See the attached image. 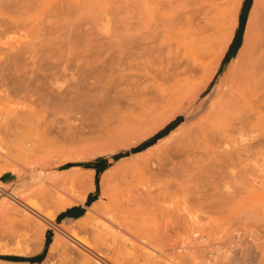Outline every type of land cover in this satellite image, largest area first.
I'll return each mask as SVG.
<instances>
[{
  "label": "rangeland",
  "instance_id": "rangeland-1",
  "mask_svg": "<svg viewBox=\"0 0 264 264\" xmlns=\"http://www.w3.org/2000/svg\"><path fill=\"white\" fill-rule=\"evenodd\" d=\"M234 1L228 0L224 16L220 20H218V16L215 19L211 15L214 18L213 26L207 31L208 33L206 32L207 39L204 38L205 40L201 41V39L191 37V42L187 38L184 39L189 44L191 54H182L183 47L174 42L169 46L167 43L154 46L155 44L150 42L151 35L149 33L155 27V23L160 26L163 13H166L168 17L171 16L174 22L176 21L175 17L178 16L179 18L176 17L177 23L175 22L177 25L179 24L178 26L184 19H191L189 17L191 16V4L183 3V0L182 2L181 0H0V254L35 256L42 251L46 237H49V248L50 244H54V248H48L45 257L39 263L0 259V264H42L43 262V264H82L83 262L98 264L99 258L108 263L109 260L115 261L118 255L120 257L125 255L126 263H128L127 259L131 260L133 256L139 260L133 258V262L135 261L136 264H148L147 261L151 262L149 264H161L162 257L161 260L158 259L160 258L158 256V258L155 256V259L152 257L151 261L150 257L139 249V245L137 248L131 249L126 236L123 232L121 235L116 232L112 223L123 221L126 226L132 223L135 224L133 226H136L137 223L138 231L143 229L147 233L150 228V231L153 230V232L158 230L151 235L157 237L153 239H157L155 241H158L157 243L162 248L165 246V242L168 243L163 248L168 253V249L172 248L174 241H179L177 238L181 236L182 231L184 232L190 226V219L182 210H191L192 208V210H226L227 207H230L228 210H233L231 207L234 206H237L234 208L235 210H264V192L262 193L264 181H261L264 180V72L260 75L262 79L255 86V95L251 101H231L233 107L237 108L232 107V112L226 111L228 114L231 112L230 120L226 116L228 120L225 118L224 123L219 122V126H214L215 129H205L211 120L207 113L210 102L219 92V78L224 74L229 62L234 59V53L243 40L253 2V0H243L239 13L242 26L235 34L231 18L235 6ZM224 2L225 0H215L217 7L223 6ZM260 2L261 0L252 11V19L254 22L257 21V24L252 21L250 37L264 40V4L261 8ZM177 4L179 5L177 6ZM229 11L230 13H228ZM221 13L223 12H220V15ZM149 19H151L150 22ZM151 25L152 27H150ZM253 25L256 26L253 27ZM160 34L157 32L154 35L160 37ZM230 38L228 55L234 52L232 59L229 58L223 64L225 53L209 83L202 86L201 78L207 66L213 64L216 55L222 51V45ZM167 52L168 57L166 58L165 53ZM133 55H137L135 57L139 58L138 61H145V64L149 66L153 65L154 70L159 66L156 71L157 78H154L158 82L150 79L151 83H149L150 80L142 83L143 86L140 85V88H137L138 91L141 90V93L136 96L132 94H135L136 90L132 92L129 90L130 93L126 92L119 98L109 96L110 98L103 99L101 96H99L100 98L85 96L83 90L87 89L89 85H98L108 78L111 79L110 77L114 73H123L124 71H119L121 67L119 64L127 63L128 65L131 59L135 58ZM72 58L74 62L71 61ZM100 60L102 61L100 62ZM114 60H117V63ZM261 61L264 64V57ZM109 62L110 64H108ZM188 69L196 70L191 76L187 73ZM123 70L126 71L123 74L136 71L129 70L128 67ZM74 72H76L75 75ZM72 74L73 76H71ZM116 74L112 80L126 78L121 74ZM184 77L196 83L191 87L181 89L167 105L161 109L159 107L160 111L155 112V114L158 113L156 114L158 117H161L166 115L171 108L176 107L175 113L169 117L165 126L153 131H148L146 128L135 129L133 124H135L136 117L139 116L138 113L143 108L150 106L151 101L156 97L163 96L164 93L165 95L172 93V90L174 92L177 88L182 87L183 83L180 82H183ZM5 78L9 80L6 81ZM134 78L132 77V79ZM69 79L71 80L69 81ZM131 82L133 81L131 80ZM147 82L148 85H144ZM125 83L122 85L125 86ZM176 83L177 85H175ZM178 83H180L179 86ZM129 84L131 83H128V86ZM66 85L69 87H64ZM171 86L176 89L172 88L170 91ZM70 88H74L73 91ZM74 94H77V97L80 94L82 101L76 100ZM94 97H96V101L92 100ZM259 99L261 100L259 101ZM108 103L109 105H107ZM258 107L260 110H257ZM135 115L136 117H134ZM130 127L133 128L130 129ZM171 130H174L172 134L176 135V138L179 137L183 140L191 138V141L189 140L188 144L176 151L173 149L174 139H160ZM201 130H204L206 134H201ZM159 131L163 136L140 151L130 153L132 148L137 147ZM208 132H210L209 135H207ZM241 134L246 135L242 137ZM223 138L231 140H226V144H222ZM209 144L213 145L208 146ZM224 146H228L226 149L233 151L228 152L229 150H226ZM216 147L219 148V151ZM217 151L220 154H217ZM124 152L129 153L118 156L119 153ZM226 153L229 156L234 154L231 157L235 158L227 157ZM70 156L74 159L44 170L47 172V174L44 172L45 175L48 176L50 171H60L61 173L72 166L77 167V174L72 175L64 184L55 183V188L48 183L38 182L39 180L28 170L38 167L39 171L41 170L37 166L39 163L52 165L58 160ZM99 157L105 159L107 166L98 174V192L95 196V199L101 202L103 209L95 212V216L91 214L93 212H89L88 217L78 221L75 220L78 218L61 215L64 208L82 203L89 193H95L96 172L93 168L83 166L82 163L96 162ZM227 158L231 162L236 161L232 162V164L235 163V168L237 167L235 172L232 170L234 175L238 176L240 180L245 179L241 180L242 182L240 181L238 186L243 184V187H246L238 191L239 197L236 195V203L234 198L228 199L225 204L218 203L220 198L212 197L210 194L205 196L206 204L201 202L198 199L200 192L196 193L195 190L208 189L206 192H211V182L206 179L205 174L209 168L213 167L214 162L216 164L217 160L231 164ZM244 161L245 163H243ZM41 164L39 165L41 166ZM179 164L183 168L179 167ZM245 166L247 167L245 168ZM244 175L246 176L244 177ZM254 175L258 176L255 178ZM188 176L190 177L188 178ZM254 178L257 179L256 182L255 180L251 182ZM239 179L235 181L237 184ZM233 180L235 179L233 178ZM101 182L105 193L101 191ZM90 185L93 186L89 188ZM250 186L252 190L247 188ZM14 194H18L19 197H15ZM233 202L234 204H232ZM30 204H34L36 207L30 206ZM84 209L85 214L88 208ZM170 210L176 213H171ZM43 211L53 213V216L46 218L42 215ZM173 215L175 216L173 217ZM152 225L153 228H156L152 229ZM60 227H73L77 231H74L72 236L68 230H59ZM162 234L166 237L164 238ZM165 234L171 237L169 238ZM160 235L165 239V242L163 238H160ZM55 238H57L56 241H54ZM123 238L124 240H122ZM159 241L163 244L161 245ZM125 243L127 244L125 245ZM245 248L246 246H240L238 251L246 260L248 255ZM129 249L133 250V254L128 251ZM140 250L141 252H138ZM84 253L91 256L88 262L82 258ZM129 253H131V257ZM233 253L234 251L231 249L220 252L217 256L218 263L240 264L239 261L232 258ZM96 254L99 257H96ZM140 254L145 255L144 259ZM127 255H129L128 258ZM122 258L120 259L122 260ZM121 260L119 261L125 264L124 258V261ZM111 262L109 263L112 264ZM162 263L164 264L163 260ZM128 264L131 262L129 261Z\"/></svg>",
  "mask_w": 264,
  "mask_h": 264
},
{
  "label": "bare ground",
  "instance_id": "bare-ground-1",
  "mask_svg": "<svg viewBox=\"0 0 264 264\" xmlns=\"http://www.w3.org/2000/svg\"><path fill=\"white\" fill-rule=\"evenodd\" d=\"M152 1V0H151ZM183 0V3H187L188 5L191 4V19L189 18H186L184 19L183 22H181L180 26H178L176 23H177V18L178 16L175 17L176 19V23L174 22V20L172 21L173 18H171V16H167L166 13H163V15H161L163 17V19L160 21L159 25L158 26L156 23H155V27L151 29V32L149 33L151 35V43L153 42L155 45L154 46H159L160 43H167V45H171L172 42L176 43V44H180L182 47H183V52L182 54H191V51L189 50V44L186 43L184 41V39H188L189 42H191V37H195L196 39H201L202 40H205L207 39L206 37L208 36L206 34V32L213 26L212 24V21L213 19H217V16H218V20H220L221 17L224 16V11H225V5L228 3V0H225L224 2V5L221 6V7H217L216 6V3H215V0ZM234 1V0H233ZM148 2V1H147ZM150 2V1H149ZM182 2V0H181ZM232 2V1H231ZM230 4H233L231 3ZM146 3V2H145ZM170 3V2H168ZM235 3V6H234V10L232 11L233 14L231 15V18H232V21H233V25H234V30L235 31V28L237 27L238 25V21H239V13H240V10H241V6H242V3H243V0H235L234 1ZM257 3H259V0H253L252 4H251V12L249 13V16L247 18V24H246V28H245V32H244V37H243V40L242 42L240 43V45L238 46L237 50L235 51V55H234V59L231 60L228 64V66H226L225 70H224V74H222V76H220L219 78V82H218V88H219V92H218V95L215 96L211 102H210V106H209V109L207 111L208 115L211 117V120L208 124V126L205 128V129H210L213 130L214 126L218 125L219 122H225L227 117L228 119L230 120V117L229 114L232 112L231 110L234 108L236 109L235 107H233L231 101L235 100V101H238V100H246V101H251V99L253 98V96L255 95V86L257 84V82L259 80H261L262 78L260 77V75H262L261 73L264 72V64L262 63L261 59L264 57V40H260L259 38H254V37H250V28H251V24H253V19H252V11H254L255 7L257 6ZM261 8H263V4H264V1L261 0ZM150 4V3H149ZM155 5V4H154ZM170 5V4H169ZM179 4H177L178 6ZM182 5V4H181ZM180 5V7H181ZM176 6V7H177ZM231 6V5H230ZM263 6V7H262ZM156 7V5H155ZM168 7V5H167ZM174 7V6H173ZM172 7V8H173ZM187 7V6H186ZM179 8V7H178ZM228 8L229 5H228ZM181 9V8H180ZM147 10V9H146ZM157 10V8H156ZM155 10V11H156ZM172 10V9H171ZM227 10V9H226ZM174 11V10H172ZM187 11V10H186ZM190 11V10H189ZM185 12V11H184ZM220 12H223L221 13L220 15ZM187 13V12H186ZM184 13V14H186ZM230 13V11L228 12ZM171 14V13H169ZM181 14V13H180ZM183 14V13H182ZM188 14V13H187ZM186 14V15H187ZM213 15V17L211 16ZM72 16V15H71ZM153 16V15H152ZM160 16V18H161ZM92 17V16H91ZM182 17V16H181ZM185 17V16H184ZM72 18V17H71ZM70 18V19H71ZM152 18V17H151ZM159 18V17H158ZM179 18V17H178ZM84 19V18H83ZM153 19V18H152ZM73 20V19H72ZM182 20V19H181ZM191 20V22H190ZM151 21V19H149V22ZM159 21V20H158ZM179 21V20H178ZM253 21V22H252ZM153 22V21H152ZM151 22V23H152ZM219 22V21H218ZM257 22V21H256ZM254 22V23H256ZM20 23V22H19ZM179 23V22H178ZM154 24V23H153ZM257 24V23H256ZM14 25V24H13ZM75 25V24H74ZM87 25V24H86ZM140 25V24H139ZM88 26V25H87ZM158 26V27H157ZM256 26V25H255ZM253 25V27H255ZM73 27V26H72ZM152 27V25L150 26ZM260 28V27H259ZM17 29V28H16ZM255 30V29H254ZM257 30V29H256ZM253 31V30H251ZM258 31H260L258 29ZM121 32V31H120ZM154 32V33H153ZM161 33L160 34V37H156L154 34L155 33ZM26 33V32H25ZM208 33V32H207ZM233 35V34H232ZM258 35V34H256ZM132 37V36H131ZM259 37V36H258ZM113 38V37H112ZM205 38V39H204ZM250 38H254L253 40H251ZM147 40V39H146ZM149 40V38H148ZM231 38L228 39V41H226V43H224L222 45V51L220 52V54H217L215 59L213 60V64L210 65V66H207L206 68V71L203 75V77L201 78V84L202 86L209 83V81L211 80V77L213 76V74H215V69L216 67L218 66L219 62L221 61V59L223 58L224 54L226 53L228 47H229V42H230ZM31 42V40H30ZM33 42V41H32ZM149 42V41H148ZM21 43V42H20ZM146 43V42H145ZM33 44V43H32ZM147 44V43H146ZM9 45V44H8ZM153 45V44H152ZM14 46V45H13ZM31 47V46H30ZM137 47V46H136ZM162 48V47H161ZM118 49V48H117ZM164 49V48H163ZM175 49V48H174ZM173 49V50H174ZM111 50V49H110ZM157 50V49H156ZM166 51V49H164ZM163 50V51H164ZM5 51V50H4ZM27 51V50H26ZM42 51V50H41ZM45 51V50H44ZM149 51V50H148ZM169 51V49H168ZM39 52V50H38ZM116 52V51H115ZM153 52V51H152ZM13 53V52H12ZM19 53V52H18ZM37 53V52H36ZM149 53V52H148ZM147 53V54H148ZM173 53V52H172ZM176 53V52H175ZM174 53V54H175ZM14 54V53H13ZM41 54V53H40ZM124 54V53H123ZM168 54L165 53V55ZM170 54V53H169ZM174 54H171V55H174ZM6 55V54H5ZM84 55V54H83ZM122 55V54H121ZM120 56V55H119ZM137 56V55H135ZM133 55V57H135ZM6 57V56H5ZM11 57V56H10ZM153 57V56H152ZM158 57V56H157ZM168 57V55H166V58ZM12 59V58H11ZM15 59V58H14ZM78 59V58H77ZM76 59V60H77ZM85 59V58H84ZM103 59V58H102ZM139 58H132L131 59V62L127 63L126 64H119L121 65L119 71H124L126 72L125 68H129V70H136L135 72H128V73H117V74H121L123 75L124 77V80H119V79H113L112 80V77L114 76V73L113 76H111L110 78L111 79H107L101 83H99L98 85H92L83 90L85 91V96L86 97H93V96H98V98H100L99 96H101L103 99H105V97H109V96H112L113 98H119V97H122L123 95H125L126 92L130 93V91H134V93H132L133 95L136 96V94L138 95V93L140 94L141 93V90L138 91L139 89H137L140 85H142V83H145L146 81L150 80V79H153V81H156V79L154 78H157V69L159 68V66H157L158 68L156 69V67H154L156 70L153 69V65L149 66L147 64H145L146 62H142V61H138ZM149 59V58H148ZM153 59V58H152ZM155 59H158V58H155ZM160 59V58H159ZM232 59V58H231ZM75 60V59H74ZM86 60V59H85ZM123 60V59H122ZM129 60H130V57H129ZM128 60V62H129ZM9 61V60H8ZM68 61V60H67ZM73 61V58L72 60ZM98 61V60H97ZM102 60H100L101 62ZM111 61V60H110ZM115 61V60H114ZM117 61V60H116ZM115 61V62H116ZM162 61V59H161ZM62 62V61H61ZM74 62V61H73ZM91 62V61H90ZM113 62V61H112ZM127 62V61H125ZM60 63V62H59ZM117 63V62H116ZM89 64V63H88ZM110 64V62L108 63ZM47 65V64H45ZM59 65V64H58ZM61 65V64H60ZM112 65V64H111ZM123 65V66H122ZM127 67H126V66ZM48 66V65H47ZM55 66V65H53ZM66 66V65H65ZM80 66V64H79ZM94 66V65H93ZM113 66L114 63H113ZM125 66V67H124ZM5 67V66H4ZM3 67V68H4ZM37 67V66H36ZM35 67V68H36ZM57 67V66H56ZM64 67V66H63ZM69 67V66H68ZM67 67V68H68ZM116 67H117V64H116ZM119 67V66H118ZM124 67V68H123ZM2 68V69H3ZM47 68V67H46ZM53 68V67H52ZM55 68V67H54ZM65 68V67H64ZM78 68V67H77ZM82 68V66H81ZM8 69V68H7ZM99 69V68H98ZM113 69V68H112ZM115 69H118V68H115ZM61 70V69H60ZM83 70V69H82ZM196 69H188L187 73L188 75L191 74V76L193 75V72L195 71ZM3 71V70H2ZM1 71V72H2ZM6 71V70H5ZM68 71V70H67ZM81 71V70H80ZM118 71V70H116ZM7 72V71H6ZM85 72V71H83ZM161 72V71H160ZM46 73V72H45ZM61 73V72H60ZM71 73V72H70ZM76 72H74V75H75ZM82 73V71H81ZM1 74V73H0ZM9 74V73H8ZM13 74V73H12ZM42 74H44L42 72ZM55 74V73H54ZM116 74V75H117ZM7 75V73H6ZM62 75V74H61ZM65 75V74H64ZM63 75V76H64ZM70 75V74H69ZM78 75V74H77ZM115 75V76H116ZM1 76V75H0ZM4 76V75H3ZM9 76V75H8ZM40 76V75H39ZM57 76V75H56ZM60 77V75H58ZM73 76V74L71 75ZM70 76V77H71ZM82 76V75H81ZM122 76V77H123ZM156 76V77H155ZM6 77V76H5ZM12 77V76H11ZM10 77V78H11ZM80 77V76H79ZM132 77H136L134 79H132ZM39 78V77H38ZM82 78V77H81ZM114 78V77H113ZM134 82V84H132L133 82H131V80ZM6 79V78H5ZM8 79V78H7ZM6 79V81H8ZM46 79V78H45ZM50 79V78H49ZM57 79V78H55ZM77 79V78H76ZM85 79V78H84ZM4 80V79H3ZM71 79H69L70 81ZM80 80V79H79ZM78 80V81H79ZM82 80V79H81ZM86 80V79H85ZM125 80H128V81H125ZM176 80V79H175ZM90 81V80H89ZM92 81V80H91ZM181 81V80H180ZM3 82V81H1ZM94 82V81H93ZM126 82L123 86L122 84ZM158 82V81H156ZM155 82V83H156ZM54 83V82H53ZM80 83V82H79ZM83 83V82H82ZM97 83V82H96ZM128 83H131L129 84L128 86ZM151 83V80L150 82ZM180 83H183L180 87V88H175V87H178ZM180 83H178V86H175L177 85V83L174 85L175 87H170V91L171 89H176L174 92L172 90V93H164L163 96H160V97H156L154 100H152L151 102V105L148 106L147 108H143L141 112H139V116L136 117V115L134 117H136L137 119L135 120V124H133L134 128L135 129H148V131H153L155 129H158V128H161L163 126H165V124L168 122V119L169 117H171L175 111H176V107L175 108H171L170 111L164 115V116H161V117H158V113L155 114V112H157V110L161 109V107H164L165 105H167V103L170 102V100L172 99L173 96H175L179 91H181V89L183 88H187V87H191L193 86L196 82H192L191 80H189L187 77H184V80L183 82L181 81ZM64 84V83H63ZM85 84V82H84ZM83 84V85H84ZM56 85L58 86V84L56 83ZM131 85V86H130ZM144 85H148V82L147 84H144ZM81 86V85H80ZM143 86V85H142ZM141 86V87H142ZM159 86V85H158ZM64 87H67L64 86ZM63 87V88H64ZM69 87V86H68ZM67 87V88H68ZM87 87V85H86ZM150 87V85H149ZM60 88V87H58ZM140 88V87H139ZM142 88H145V87H142ZM141 88V89H142ZM72 89V88H70ZM74 89V88H73ZM72 89V91H73ZM84 89V88H83ZM151 89V88H150ZM149 89V90H150ZM169 89V88H167ZM166 89V90H167ZM264 89V88H263ZM80 90H82L80 88ZM130 90V91H129ZM165 90V92H167ZM71 91V92H72ZM144 91V90H142ZM155 91V90H154ZM261 91V90H260ZM150 92V91H149ZM161 92V91H160ZM73 93V92H72ZM144 94V92H142ZM151 93V92H150ZM159 94V93H158ZM75 95V94H74ZM83 95V94H82ZM131 95V94H130ZM129 95V96H130ZM132 95V96H133ZM153 95V94H152ZM162 95V94H160ZM32 96V95H31ZM34 96V95H33ZM78 95L76 94L75 95V98L76 100H81L82 97H80V94H79V97H77ZM141 96V95H140ZM151 96V94H150ZM155 96V94H154ZM66 97V96H65ZM97 98V99H98ZM110 98V97H109ZM32 99V98H31ZM71 99V98H70ZM89 99V98H88ZM91 99V98H90ZM95 100L96 97L92 98V100ZM107 99V98H106ZM132 99V98H130ZM66 100V98H65ZM101 101V99H99ZM118 100V99H117ZM261 99H259L260 101ZM34 101V100H33ZM82 101V100H81ZM80 101V103H81ZM90 101V100H89ZM96 101V100H95ZM109 101V100H108ZM143 101V100H142ZM140 101V102H142ZM149 101V100H148ZM263 102V100H262ZM98 103V102H97ZM102 103H103V100H102ZM107 103V102H106ZM228 103V104H227ZM78 104V103H77ZM82 104V103H81ZM117 104V102H116ZM144 104V103H143ZM75 105V104H74ZM97 105V104H96ZM101 105V104H99ZM109 105V103L107 104ZM111 105V103H110ZM149 105V104H148ZM76 106V105H75ZM78 106V105H77ZM84 106V104H83ZM262 106V105H261ZM81 107V106H80ZM94 107V106H93ZM233 107V108H232ZM32 108V107H31ZM97 108V106H96ZM100 108V107H99ZM27 109V108H26ZM254 109V108H253ZM260 110V108L258 107L257 110ZM31 110V109H30ZM231 111L229 114L226 113V111ZM160 111V110H158ZM236 111V110H235ZM235 111L233 112V114L235 113ZM263 111V110H262ZM141 113V114H140ZM258 113V112H257ZM137 114V115H138ZM232 114V116H233ZM264 114V113H263ZM262 114V115H263ZM156 115V116H154ZM154 116V117H152ZM221 116V118H220ZM227 116V117H226ZM263 117V116H262ZM132 118V119H133ZM226 118V119H225ZM131 119V120H132ZM223 119V120H221ZM225 119V120H224ZM227 119V120H228ZM239 119V118H238ZM256 119V118H255ZM130 120V121H131ZM124 122V121H123ZM133 122V121H132ZM130 122V123H132ZM223 122V123H224ZM244 122V121H243ZM222 123V124H223ZM220 124V123H219ZM221 124V125H222ZM132 125V124H131ZM220 125V126H221ZM219 126V125H218ZM132 127V128H133ZM130 127V129H132ZM216 128V127H215ZM214 128V129H215ZM218 129V128H217ZM245 129V127H244ZM136 131V130H135ZM208 131V130H207ZM253 131V130H252ZM174 132V130H171L169 133H167L166 135H164L163 137H161L160 139H165V140H168V139H174V141L172 142L174 145H173V149H179V148H183L186 144H188V142H190L191 138L190 139H187V140H183V139H180L179 137L176 138V135L172 134ZM201 134H206L204 132V130H201L200 131ZM210 132L207 133V135H209ZM224 133V132H223ZM237 133V132H236ZM244 133V132H243ZM248 133V132H247ZM250 133V132H249ZM223 137H224V134H222ZM238 135V134H237ZM246 135V134H244ZM244 135L241 134V136L243 137ZM256 135V134H255ZM201 136V135H200ZM202 137V136H201ZM204 137V136H203ZM245 137V136H244ZM228 138V137H227ZM176 139V140H175ZM208 139V138H207ZM223 138L222 140V144H226V140ZM235 139V138H234ZM239 139V138H238ZM242 139V138H241ZM190 140V141H189ZM203 140V139H202ZM229 140V139H228ZM227 140V141H228ZM231 140V139H230ZM229 140V141H230ZM236 140V139H235ZM234 140V141H235ZM246 140V139H245ZM221 141V140H220ZM240 141V139L238 140ZM206 142V141H204ZM233 142V141H232ZM237 142V141H236ZM208 143V142H207ZM210 143V142H209ZM235 143V142H233ZM217 144V143H216ZM228 144V143H227ZM238 144V143H237ZM244 144V143H243ZM213 145V144H212ZM212 145H208V146H212ZM245 145V144H244ZM222 146V145H221ZM230 146V145H229ZM219 147V146H218ZM216 147V149H218L219 151V148ZM225 147V146H224ZM228 147V146H226ZM225 147V149H226ZM244 147V146H243ZM249 147V146H248ZM211 148V147H210ZM250 148V147H249ZM248 148V149H249ZM225 149L223 150L224 153H225ZM247 149V151H248ZM226 150H229L228 148ZM232 149H230L228 152H231ZM236 149H234L235 151ZM251 150V149H250ZM249 150V151H250ZM177 151V150H176ZM213 151V150H212ZM215 151V150H214ZM217 151V152H218ZM233 151V150H232ZM242 151H244L242 149ZM194 152V151H193ZM196 152V151H195ZM202 152V151H201ZM211 152V151H210ZM227 152V153H228ZM236 152V151H235ZM246 152V150L244 151ZM251 152V151H250ZM222 153V152H221ZM223 153V155H224ZM226 153V154H227ZM234 153V152H232ZM238 153V152H237ZM235 153V154H237ZM240 153V152H239ZM247 153V152H246ZM260 153V152H259ZM204 154V153H203ZM216 154V153H215ZM217 154H220L219 152ZM231 154V153H230ZM242 154V152H241ZM240 154V155H241ZM86 155V154H85ZM213 155H214V152H213ZM228 155V154H227ZM234 156V154H232ZM231 155V156H232ZM239 155V154H238ZM239 155V156H240ZM259 155V154H258ZM231 156H227L231 159H234L232 158ZM236 156V155H235ZM250 156V154H249ZM252 156V155H251ZM76 157V156H75ZM214 157V156H213ZM238 157V156H237ZM263 157V156H262ZM67 158V159H66ZM65 159H61V160H58L57 162L53 163L52 165H47L46 163H39L41 164V166L38 164L37 166H39V169L41 170H37V168H34V169H28L39 181L38 182H44V183H48L52 186L55 185V183L59 184L60 183H65L67 180H69V178L74 175V174H77V167H70L68 169H66V171H63L60 173L57 172V171H50L47 175H45V173L47 174V172H45L44 170L45 169H51L52 167H55L56 165H59V164H62L63 162L65 161H69V160H73L74 158L73 157H66ZM223 158V157H221ZM220 158V159H221ZM226 157H224V160ZM227 158V160L229 159ZM240 158V157H239ZM249 158V157H248ZM247 158V159H248ZM264 158V157H263ZM244 159V158H243ZM245 159H246V156H245ZM250 159V158H249ZM257 159V158H256ZM217 160V159H216ZM250 160H253V159H250ZM212 161V160H211ZM223 161V160H222ZM222 161H218L214 162V165L212 168H209L205 174V177L206 179L210 180L211 182V189L212 191L207 193L206 191L208 190H195L196 193H199L200 196L198 197V199H200L201 202H206L207 198L205 197L206 194L207 195H212L215 196V197H218L220 198L219 202L218 203H221V204H225L228 199L232 200L234 198V202H235V198H236V195L237 197L238 196V191L240 189H244V186L243 187V184L241 186H238L240 185V183L242 182L241 180L243 179H239L238 176L234 175L235 171H236V168L234 166V164H232V161L229 159L228 161L231 162L230 163H225V162H222ZM243 161V160H242ZM241 161V162H242ZM246 161V160H245ZM245 161L243 163H245ZM248 161V160H247ZM257 161V160H255ZM227 162V161H226ZM236 162V161H235ZM264 162V161H263ZM248 163H251V162H248ZM246 163V164H248ZM260 163V162H258ZM237 164V163H236ZM208 165V164H207ZM261 165V164H260ZM238 167L240 166L239 164L237 165ZM251 166V164H250ZM256 166V165H254ZM262 166V165H261ZM179 167L183 168L181 166V164H179ZM201 167V166H200ZM244 167V165H243ZM247 166H245L246 168ZM257 167V166H256ZM255 167V168H256ZM31 168V167H30ZM180 168V169H181ZM192 168V167H191ZM234 168V169H233ZM248 168H249V165H248ZM43 169V170H42ZM173 169V167H172ZM242 169V168H240ZM244 169V168H243ZM253 169V168H251ZM80 170V169H79ZM169 170V169H168ZM178 170V169H177ZM185 170V169H183ZM232 170L234 172H232ZM256 170V169H255ZM261 170V169H260ZM41 171V172H40ZM173 171V170H172ZM246 171V170H245ZM257 171V170H256ZM45 172V173H44ZM185 172V171H184ZM248 173L250 171H247ZM246 172V173H247ZM261 172V171H260ZM245 173V174H246ZM252 172H250L251 174ZM262 173V172H261ZM264 173V172H263ZM262 173V174H263ZM93 174V173H92ZM173 175V173H171ZM170 174V175H171ZM237 174V172H236ZM238 175V174H237ZM248 175V174H247ZM259 175V173H258ZM257 175V176H258ZM77 176V175H75ZM74 176V177H75ZM82 176V175H81ZM104 176V175H103ZM174 176V175H173ZM238 177L237 179H239L238 181V184L237 182V179L236 177ZM246 175H244L245 177ZM255 176V175H254ZM255 176V178L257 177ZM263 176V175H261ZM79 177V176H78ZM190 176H188L189 178ZM192 177V176H191ZM230 178L227 180V178ZM264 177V176H263ZM226 178V180H225ZM233 178L235 180H233ZM250 178V176H249ZM248 178V179H249ZM253 178V177H252ZM252 179L251 182H253ZM36 179V180H37ZM171 179V178H170ZM78 180V179H77ZM245 180V179H244ZM257 180V179H256ZM255 180V182H256ZM259 180V178H258ZM261 180V179H260ZM241 181V182H240ZM261 181H264L263 179ZM209 182V181H208ZM207 182V183H208ZM250 182V183H251ZM254 182V184H255ZM258 182V181H257ZM234 183V184H233ZM237 186H236V184ZM62 184V185H63ZM264 184V183H263ZM262 183H260V185H263ZM246 185V184H245ZM51 186V187H52ZM93 186V185H90L89 188ZM249 186V185H248ZM253 186V185H252ZM198 187V186H196ZM263 187V186H262ZM55 188V186H54ZM248 189L250 188V190H252V187H247ZM253 188L255 189V187L253 186ZM258 189V188H257ZM101 191L105 193L104 191V188L102 187V182H101ZM249 191V190H248ZM250 192V191H249ZM264 191H262L263 193ZM15 197H19L18 194H14ZM209 197V196H208ZM13 198V197H12ZM223 200H222V199ZM216 199V198H214ZM238 199V198H237ZM14 200V199H13ZM218 200V199H217ZM24 201V200H22ZM211 201V200H210ZM234 202L232 204H234ZM237 202V201H236ZM235 202V203H236ZM217 203V202H216ZM257 203V202H256ZM25 204V202H24ZM29 204V203H28ZM206 204V203H205ZM33 205L35 206L34 204H30V206ZM204 205V204H203ZM218 205V204H217ZM237 205V204H236ZM261 205V204H260ZM197 206V205H196ZM195 206V207H196ZM219 206V205H218ZM231 206V205H230ZM36 207V206H35ZM192 207V206H191ZM198 207V206H197ZM224 207V206H223ZM222 207V208H223ZM237 207V206H236ZM235 206L234 207H231V209L233 210H228L229 208L227 207L226 210H182V211H185L184 213L187 214V216L189 217H186L188 219H190V226L183 232L182 230V234H180L181 236L180 239L179 237L177 238L179 241H174V245L172 246L171 249H168V253L163 249L168 243L165 242V237L163 235V237H161L160 235V238H163L164 242H165V246L162 248L159 246V244L155 241L157 239H153V238H157L154 236H152L154 234V232L158 231V230H155L153 232V230L150 231L149 229V233H147L146 231H144L143 229L139 230L138 231V227H137V223H136V226H133L134 223L130 224V225H125V223L123 224V221L119 222V223H116V221H114V223H112L114 225V227L116 228V232H119L120 235L121 233L123 232L124 236H126L125 238H127V240L129 241L130 243V247L131 249H135L137 248V246L139 245V249L143 250L142 252L144 254H146V256L150 257L149 259H151L152 257H154L155 259V256L157 257H160L158 259L161 260V257L163 258V262L164 264H219L218 263V260H217V256L219 255L220 252L222 251H227L228 249H231L234 251L232 258L236 261H239L240 264H264V210H235L234 208H236ZM203 208V207H202ZM201 208V209H202ZM38 209V208H37ZM103 209V206H101V202L97 201V202H94L91 206L88 207V211L86 212L85 216H83L82 218L78 219V220H81V219H84L86 217H88L90 215L89 212H93L91 214H93V216H95V212H98L99 210ZM204 209V208H203ZM242 209V208H241ZM38 211V210H37ZM42 211V210H41ZM140 211V210H139ZM144 212V210H141ZM148 211V210H147ZM146 211V212H147ZM177 211V210H175ZM180 211V210H178ZM17 212V210H16ZM25 212V211H24ZM28 212V211H27ZM40 212V211H39ZM165 213H167V211H164ZM171 213H174L173 210L171 211ZM181 212V211H180ZM42 214L44 217L46 218H49L51 216H53V213H48V212H45L43 211ZM134 213V212H133ZM169 213V212H168ZM167 213V214H168ZM170 213V214H171ZM176 213V212H175ZM174 213V214H175ZM178 213V212H177ZM20 214V213H19ZM142 214V213H141ZM147 215V213H145ZM182 214V213H181ZM30 215V214H29ZM178 215V214H177ZM183 215V214H182ZM181 215V216H182ZM28 216V214H27ZM149 216V215H148ZM168 216V215H167ZM166 216V217H167ZM175 215H173L174 217ZM185 217V215H183ZM182 216V217H183ZM29 217V216H28ZM147 217V216H146ZM169 217V216H168ZM30 218V217H29ZM140 218V216H139ZM149 218V217H148ZM145 219V217H144ZM169 219V218H168ZM176 219V218H175ZM76 220V221H78ZM172 220V219H171ZM92 221V220H91ZM120 221V220H119ZM131 221H132V218H131ZM167 221V220H166ZM175 221V220H174ZM185 221V220H184ZM183 221V222H184ZM188 221V220H187ZM140 222V221H139ZM87 223V222H86ZM110 223V224H111ZM172 223V222H171ZM88 224V223H87ZM144 224V223H143ZM146 224V223H145ZM188 224V223H186ZM185 224V225H186ZM89 225V224H88ZM112 225V227H113ZM135 225V224H134ZM71 226L72 223H71ZM77 226V225H75ZM111 226V225H110ZM184 226V225H183ZM82 227V226H81ZM137 227V228H136ZM175 227V226H174ZM78 228V227H77ZM141 228V227H140ZM143 228V227H142ZM156 228V227H154ZM153 228V225H152V229ZM167 228V227H166ZM169 228V227H168ZM184 228V227H182ZM158 229V228H157ZM59 230H64V231H69L68 233H70V235L73 236L74 234V228L73 227H69V228H65V227H60ZM169 230V229H167ZM166 230V231H167ZM77 231V230H76ZM75 231V232H76ZM114 231V230H113ZM163 231V230H162ZM176 232V231H175ZM80 233V232H79ZM152 233V235H151ZM164 233V232H163ZM168 233V231H167ZM60 234V233H59ZM58 234V236H59ZM122 234V236H123ZM169 234V233H168ZM167 235V234H165ZM174 235V234H173ZM57 236V235H56ZM55 236V237H56ZM61 236V235H60ZM76 236V235H75ZM168 236V235H167ZM64 237V236H63ZM169 237V236H168ZM171 237V236H170ZM169 237V238H170ZM173 237H177V236H173ZM122 238V237H121ZM160 238H158L160 240ZM57 238H55L54 241H56ZM168 239V238H167ZM124 240V238L122 239ZM126 240V241H127ZM176 240V239H174ZM58 241V240H57ZM170 241V239H169ZM172 241V239H171ZM125 242V241H124ZM161 243V241H159ZM163 242V241H162ZM177 242V243H176ZM55 243V242H54ZM61 243V241H60ZM176 243V244H175ZM57 245L58 242H56ZM65 244V243H64ZM127 243H125L126 245ZM163 243H161L162 245ZM50 248H54V244H50ZM88 246V245H87ZM240 246H246L245 248V252L246 254L248 255V259L245 260V258L239 254V251H238V247ZM123 247H126V246H123ZM49 248V247H48ZM49 248V249H50ZM59 248H60V245H59ZM62 248V247H61ZM90 248V247H89ZM168 248H170L168 246ZM128 249V247H127ZM129 249L128 251H133ZM166 249V248H165ZM111 250V249H110ZM109 250V251H110ZM123 250V248H122ZM138 251V252H141ZM106 252L107 254L109 253ZM126 251V250H124ZM137 251V249H136ZM122 252V251H121ZM135 252V251H134ZM101 253V252H100ZM124 253V252H123ZM136 253V252H135ZM85 254V255H84ZM82 254L84 259H86L88 262L89 258L91 257L90 255H88L87 253H84ZM104 254V253H103ZM125 254V253H124ZM127 254V253H126ZM133 254V252H132ZM142 254V253H141ZM140 254V255H141ZM143 254V259H144V255ZM97 255V254H96ZM106 255V254H104ZM103 255V256H104ZM130 257L132 256L131 253H129ZM127 255V258L128 256ZM119 256V257H118ZM116 256V260L111 262L109 260V262H111L112 264H122V262H120L119 260H121L120 258H122V260L125 262V264H128L129 261L133 262V258L137 259L136 257H131V260L127 259L128 263H126V258L124 256L121 255H118ZM138 256V255H136ZM96 257H99V255H97ZM106 257V256H104ZM247 257V256H246ZM49 258V257H48ZM108 258V257H107ZM147 258V257H146ZM145 258V259H146ZM101 258L98 259V264H108L105 262V260L103 261L102 259L100 260ZM109 259V258H108ZM107 259V260H108ZM148 259V258H147ZM157 259V260H158ZM49 260V259H48ZM83 260V259H82ZM93 260V259H92ZM121 260V261H122ZM136 260V262H137ZM158 260V261H160ZM162 260H161V264L162 263ZM51 261V260H50ZM139 261V260H138ZM145 261V260H143ZM152 261V259H151ZM148 264L151 263L149 261H147ZM146 262V263H147ZM44 263V262H43ZM42 263V264H43ZM85 264V262H83ZM82 263V264H83ZM110 264V263H109ZM124 264V263H123ZM133 264H136L135 261L133 262ZM153 264V263H152Z\"/></svg>",
  "mask_w": 264,
  "mask_h": 264
},
{
  "label": "trees",
  "instance_id": "trees-1",
  "mask_svg": "<svg viewBox=\"0 0 264 264\" xmlns=\"http://www.w3.org/2000/svg\"><path fill=\"white\" fill-rule=\"evenodd\" d=\"M240 15V14H239ZM240 17V16H239ZM229 48L226 52V56L223 59V64L229 59L231 58L234 54V52L230 55H228L229 53ZM163 135L160 134V131L157 132L154 136L150 137L149 139H147L146 141L142 142L141 144H139L137 147L132 148L130 150L131 152H136V151H140L141 149L145 148L147 145L152 144L153 142H155V140H157L159 137H161ZM127 153L129 152H124V153H119L118 156H123V155H127ZM83 166L85 167H89V168H93L96 172V191L94 194L89 193L88 194V199L94 200L96 197V194L98 192V174L100 172H102L107 166L105 164V159L104 158H97L96 162H86V163H82ZM50 241H49V237H46L45 239V243H44V247L42 249V251L35 255V256H20V255H11V254H0V259L2 260H7V261H15V262H29V263H39L43 260V258L45 257L46 253H47V249H48V245H49Z\"/></svg>",
  "mask_w": 264,
  "mask_h": 264
},
{
  "label": "crops",
  "instance_id": "crops-1",
  "mask_svg": "<svg viewBox=\"0 0 264 264\" xmlns=\"http://www.w3.org/2000/svg\"><path fill=\"white\" fill-rule=\"evenodd\" d=\"M241 26H242V20L239 17V21H238V25H237L236 30H235V34H236V32L239 29H241ZM94 202H97V199L91 200V199H88V196H87L84 199V202L79 203V204L77 203L75 205H71V206H68V207L64 208L63 209L64 211L61 213V215H66V216H68V218H78V219H80L79 217H81L84 214V211H85L84 208H86V207L88 208ZM85 214L83 216H85ZM78 219H75V220H78Z\"/></svg>",
  "mask_w": 264,
  "mask_h": 264
}]
</instances>
